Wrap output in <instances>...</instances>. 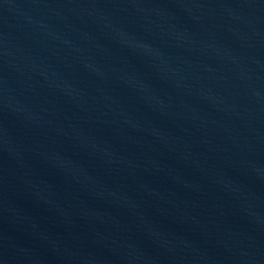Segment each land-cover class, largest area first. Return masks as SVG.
<instances>
[{"label": "water", "instance_id": "obj_1", "mask_svg": "<svg viewBox=\"0 0 264 264\" xmlns=\"http://www.w3.org/2000/svg\"><path fill=\"white\" fill-rule=\"evenodd\" d=\"M0 264H264V0H0Z\"/></svg>", "mask_w": 264, "mask_h": 264}]
</instances>
